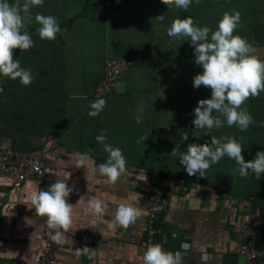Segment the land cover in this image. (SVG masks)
Listing matches in <instances>:
<instances>
[{"label":"crops","instance_id":"0c3cea01","mask_svg":"<svg viewBox=\"0 0 264 264\" xmlns=\"http://www.w3.org/2000/svg\"><path fill=\"white\" fill-rule=\"evenodd\" d=\"M234 10L241 17L234 35L252 44L255 55L264 61V0H200L199 4L193 0L187 12L175 7L174 0H44L41 7L31 9L32 19L23 31L30 34L34 46L26 52L16 50L14 58L34 79L25 87L18 79L0 76L4 85L0 148L29 153L45 147L44 176L40 184L27 181L18 189L0 182V264L39 263L52 230L35 213L32 195L56 180L73 188L68 203L74 206L67 242L53 240L56 264H143L144 250L130 243V237L145 233L150 171L165 178L180 177L188 185L185 195H172L167 209L157 215L165 251H181L182 264H199L204 253L213 257L211 264H245L236 249L262 229L264 174L260 180L251 172L241 178L233 174L238 167L235 161L225 156L205 177L188 176L178 156L169 155L178 144L185 151L190 143H210L212 136L235 138L243 145L246 162L264 151V127L259 126L264 122V92L242 105L257 125L241 132L225 122L210 136L198 140L192 136L193 110L199 100L211 97V91L193 88V77L203 70L194 63L190 39L166 34L175 19L186 17L215 31L223 14ZM37 13L57 19L60 32L55 40L40 39ZM160 15L165 17L164 27L155 19ZM108 58L134 64L110 94L96 97L94 89ZM97 99H105L106 107L97 117H89L90 105ZM141 105L142 120L137 123ZM102 131L106 143L119 147L126 159V175L114 185L90 171L93 162L99 165L108 158L95 139ZM184 133L189 138L183 142ZM86 152L91 160L78 165V154ZM91 198L105 204L102 216L89 213ZM121 202L140 208L141 216L126 229L111 230L107 222ZM182 243L190 245L188 252L181 249ZM85 247L87 252L77 251Z\"/></svg>","mask_w":264,"mask_h":264},{"label":"clouds","instance_id":"9594fccd","mask_svg":"<svg viewBox=\"0 0 264 264\" xmlns=\"http://www.w3.org/2000/svg\"><path fill=\"white\" fill-rule=\"evenodd\" d=\"M44 0H15L10 4L8 0H0V76L12 80H19L27 87L33 82L30 70L21 67L19 60L14 58L16 50L26 52L34 46V42L25 28V22L32 19L31 9L41 7ZM193 0H174L175 7L187 12ZM196 4L200 0H195ZM164 27V15L155 18ZM240 13L225 12L218 22L215 31L209 27L198 26L191 17L175 19L167 28V36L172 39H190V46L194 48V63L202 68V74L193 77V88L201 86L210 89L209 99L199 100L194 108L195 118L192 120L194 130L192 136L199 139L201 135L210 136L213 129L233 127L247 131L250 125H257L252 115L242 108L250 98H255L264 92V61L255 55L256 49L245 38L234 35L240 24ZM35 21L40 25L37 29L41 40L56 39L60 27L57 19L51 15L37 13ZM211 32V35L209 36ZM76 98V97H73ZM80 98H85L81 96ZM105 99H97L90 105L89 117H97L106 107ZM215 112V115L213 113ZM136 122L142 120L143 107L139 108ZM259 126L264 127V122ZM148 138L141 137L144 141ZM188 133H184L182 141L188 140ZM97 143L103 145L108 153L105 163L95 165L90 169L93 175L105 177V183L115 184L126 175V159L119 147L106 143V134L102 131L95 137ZM226 141V142H223ZM243 145L235 138L211 137L210 143H190L185 151H180L178 144L169 155L177 157L188 176L199 175L205 177L207 170L227 156L238 166L233 174L246 178L249 172L254 173L257 180L264 174V151H258L253 160L246 162L242 156ZM90 151V150H89ZM78 165L83 166L91 160L89 154H78ZM73 188L64 181L56 180L47 190L36 189L32 195V206L35 213L45 218L44 222L52 230L51 237L57 243H66V233L73 223L74 206L68 203V197ZM103 201L91 198L88 210L92 216L99 217L105 212ZM141 216V209L131 204L121 202L115 209L113 218L107 222L108 228H128ZM96 223L95 220L92 221ZM175 236V234H173ZM181 249L188 252L190 245L181 244ZM87 252L88 248L78 249ZM185 256L181 251H165L160 244L148 246L143 253V264H182ZM213 257L207 253L199 257V264H211Z\"/></svg>","mask_w":264,"mask_h":264},{"label":"built area","instance_id":"2783aa9c","mask_svg":"<svg viewBox=\"0 0 264 264\" xmlns=\"http://www.w3.org/2000/svg\"><path fill=\"white\" fill-rule=\"evenodd\" d=\"M128 59L108 58L104 63L103 77L96 84L94 95L102 97L110 94L119 78L133 66ZM4 92L0 81V95ZM46 148L41 147L29 153H22L11 148H0V182L18 189L25 182L40 184L43 176V159ZM149 192L147 194L146 224L144 235L131 236L130 243L139 245L144 252L148 246L160 244L164 249V233L156 225L157 215L164 212L172 195H185L188 192L186 181L180 177L164 178L155 171L147 175ZM1 206V200H0ZM57 244L50 237L44 240V246L38 264H56L53 251ZM237 255L245 264H264V229L253 232L247 241L237 247Z\"/></svg>","mask_w":264,"mask_h":264},{"label":"trees","instance_id":"16d2710c","mask_svg":"<svg viewBox=\"0 0 264 264\" xmlns=\"http://www.w3.org/2000/svg\"><path fill=\"white\" fill-rule=\"evenodd\" d=\"M4 86V85H3ZM1 96V95H0ZM165 178V177H164ZM263 215H264V211H263ZM262 229H264V223H263V226H262Z\"/></svg>","mask_w":264,"mask_h":264}]
</instances>
